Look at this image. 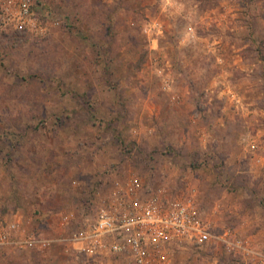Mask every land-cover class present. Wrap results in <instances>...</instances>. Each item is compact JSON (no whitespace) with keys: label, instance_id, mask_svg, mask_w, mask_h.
I'll use <instances>...</instances> for the list:
<instances>
[{"label":"rangeland","instance_id":"1","mask_svg":"<svg viewBox=\"0 0 264 264\" xmlns=\"http://www.w3.org/2000/svg\"><path fill=\"white\" fill-rule=\"evenodd\" d=\"M29 1L38 34L0 25V230L54 242L0 264H134L65 241L132 179L242 242H176L154 264H261L264 0Z\"/></svg>","mask_w":264,"mask_h":264},{"label":"built area","instance_id":"2","mask_svg":"<svg viewBox=\"0 0 264 264\" xmlns=\"http://www.w3.org/2000/svg\"><path fill=\"white\" fill-rule=\"evenodd\" d=\"M35 14L29 0H0V25L5 30L38 34L41 24ZM140 191L139 181L132 179L126 188L110 195L92 225L65 241L79 254L91 257L106 251L134 264H154L164 246L182 241L201 245L216 239L228 252L242 249V242L233 241L227 232L213 237L190 203L157 197L139 199ZM53 242L28 233L19 220L0 230V249L47 251Z\"/></svg>","mask_w":264,"mask_h":264},{"label":"crops","instance_id":"3","mask_svg":"<svg viewBox=\"0 0 264 264\" xmlns=\"http://www.w3.org/2000/svg\"><path fill=\"white\" fill-rule=\"evenodd\" d=\"M15 220H18V219H15ZM20 221V220H19ZM21 222V221H20ZM6 249L8 248H4V249H0V251H6ZM34 249H29V248H25V249H10L8 251H19V252H24V253H27V254H31L32 252L34 253L35 251H32ZM15 260V259H14ZM17 260V259H16Z\"/></svg>","mask_w":264,"mask_h":264},{"label":"trees","instance_id":"4","mask_svg":"<svg viewBox=\"0 0 264 264\" xmlns=\"http://www.w3.org/2000/svg\"><path fill=\"white\" fill-rule=\"evenodd\" d=\"M36 13V12H35ZM36 15V17H37V13L35 14Z\"/></svg>","mask_w":264,"mask_h":264}]
</instances>
